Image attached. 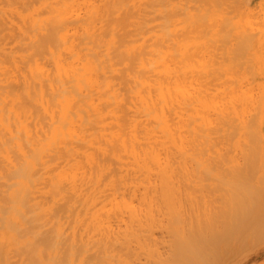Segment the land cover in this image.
I'll list each match as a JSON object with an SVG mask.
<instances>
[{
    "label": "bare ground",
    "instance_id": "1",
    "mask_svg": "<svg viewBox=\"0 0 264 264\" xmlns=\"http://www.w3.org/2000/svg\"><path fill=\"white\" fill-rule=\"evenodd\" d=\"M263 239L264 0H0V264Z\"/></svg>",
    "mask_w": 264,
    "mask_h": 264
},
{
    "label": "rangeland",
    "instance_id": "2",
    "mask_svg": "<svg viewBox=\"0 0 264 264\" xmlns=\"http://www.w3.org/2000/svg\"><path fill=\"white\" fill-rule=\"evenodd\" d=\"M263 240L258 245L240 250L234 257L227 258L220 264H264Z\"/></svg>",
    "mask_w": 264,
    "mask_h": 264
}]
</instances>
